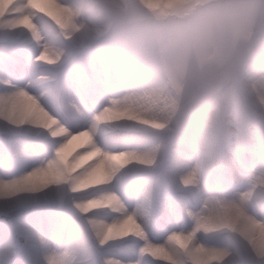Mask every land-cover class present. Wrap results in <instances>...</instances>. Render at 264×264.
<instances>
[{
    "label": "rangeland",
    "instance_id": "374dc122",
    "mask_svg": "<svg viewBox=\"0 0 264 264\" xmlns=\"http://www.w3.org/2000/svg\"><path fill=\"white\" fill-rule=\"evenodd\" d=\"M262 76L264 0H0V172L20 165L11 195L85 206L94 238L101 226L134 240L126 264H222L225 229L197 226L180 192L207 152L225 172L264 154ZM115 177L132 207L92 196ZM77 193L109 213L89 216L96 205Z\"/></svg>",
    "mask_w": 264,
    "mask_h": 264
},
{
    "label": "clouds",
    "instance_id": "9594fccd",
    "mask_svg": "<svg viewBox=\"0 0 264 264\" xmlns=\"http://www.w3.org/2000/svg\"><path fill=\"white\" fill-rule=\"evenodd\" d=\"M264 78V76H262ZM87 148L84 149L87 154ZM196 147L194 146V152ZM264 175V154L259 161H253L252 166L243 171L225 172L217 163L216 156L207 152L203 156V161L197 175L190 181L189 186L183 188L180 195L190 201H194L199 206V213L194 220L197 226L209 221H215L218 226L225 229L218 233L223 237V241L231 245L234 249L243 253L248 260V264H264V253L257 252L252 243L251 236L254 235L252 229L264 234V184L258 187L251 186L247 181L250 175L255 172ZM246 191L250 195L241 198L240 192ZM103 192L119 193L120 199L132 207L135 204L134 191L129 188L122 177H115L112 183L104 189H97L92 194L93 197H100ZM75 199H87L89 203L96 205V211L90 212L89 216H100L109 213V209L103 206L102 199L90 198L87 193H77ZM44 205L33 211L47 217L55 216L64 210L55 208L54 210H39ZM227 209V214L223 211ZM73 220L79 226L84 236L94 242V236L89 228L88 218L77 213L69 215L67 220L68 230L71 231ZM210 239H215L211 237ZM33 251L36 264H47V257L52 251L63 254L71 251L69 236L66 233L63 246L57 243L53 229L48 225L47 220L42 227L37 228L33 233ZM73 264H83V257L77 254L73 257Z\"/></svg>",
    "mask_w": 264,
    "mask_h": 264
},
{
    "label": "snow or ice",
    "instance_id": "6c2138e0",
    "mask_svg": "<svg viewBox=\"0 0 264 264\" xmlns=\"http://www.w3.org/2000/svg\"><path fill=\"white\" fill-rule=\"evenodd\" d=\"M2 64L3 70L10 76L18 75L7 60ZM19 168V164L13 163L0 172V180L3 181L0 183V193H9L0 196V264H36L33 233L44 225L45 220L53 229L59 245L63 246L67 233L68 242L72 246L71 251H65L63 254L52 251L47 257V264H73V257L77 254L83 257V264H126L124 257L135 249L136 242L128 238L109 239L101 226H97L94 242H90L74 220L69 231L67 227L69 215L87 212V208L80 204L73 205L66 194H55L51 190H45L11 195L10 193L15 190ZM50 204L64 211L47 217L33 211L39 206ZM152 227L155 229L159 225L153 223ZM252 232L254 235L251 236V240L257 252L264 253V234L260 233L257 237L255 228ZM216 255L222 260V264H248L247 257L225 243L223 239L218 244Z\"/></svg>",
    "mask_w": 264,
    "mask_h": 264
},
{
    "label": "bare ground",
    "instance_id": "6f19581e",
    "mask_svg": "<svg viewBox=\"0 0 264 264\" xmlns=\"http://www.w3.org/2000/svg\"><path fill=\"white\" fill-rule=\"evenodd\" d=\"M103 173H104V172L101 170V175H103Z\"/></svg>",
    "mask_w": 264,
    "mask_h": 264
}]
</instances>
